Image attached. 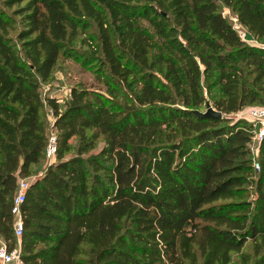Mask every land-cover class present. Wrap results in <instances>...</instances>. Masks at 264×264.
Wrapping results in <instances>:
<instances>
[{"label":"trees","instance_id":"1","mask_svg":"<svg viewBox=\"0 0 264 264\" xmlns=\"http://www.w3.org/2000/svg\"><path fill=\"white\" fill-rule=\"evenodd\" d=\"M5 4L20 19L15 31L0 13V238L10 247L11 200L45 160L48 113L56 140L22 204L24 264H232L233 253L264 264V136L257 172L254 125L229 117L264 107V0ZM86 20L121 103L94 90L72 88L63 105L39 93ZM206 103L222 119L193 113Z\"/></svg>","mask_w":264,"mask_h":264},{"label":"rangeland","instance_id":"2","mask_svg":"<svg viewBox=\"0 0 264 264\" xmlns=\"http://www.w3.org/2000/svg\"><path fill=\"white\" fill-rule=\"evenodd\" d=\"M6 0H0V13L5 17L7 16L11 22V26L15 31L20 28L19 17L14 14L17 5L8 7L5 4ZM23 5L20 4L19 7ZM222 15L228 19L229 13L227 10L222 9ZM230 21V20H229ZM87 27L79 29L74 36L69 39L66 47L61 52L56 66L52 72L51 78L40 85L39 93L41 97H53L56 99L59 105H63L68 101L70 91L72 88L82 90H94L98 91L105 96H110L117 103H121L127 93L115 80L110 78L107 69L97 60L92 46L97 44V30L95 25L87 21ZM14 37V33L11 34ZM203 83V82H202ZM204 85V84H203ZM205 86V85H204ZM217 90V89H214ZM212 90L211 94L214 92ZM200 112H204V108L199 109ZM236 114L229 117L235 118ZM54 118L48 113L45 115V124L48 134H54L52 129ZM101 138L97 141L95 150L97 152L102 147ZM71 151L64 155V158L71 157L74 154L76 142L70 141ZM255 144H252V148H255ZM253 158L256 161V154H253ZM48 166V163L43 160L40 164L30 169V179L37 178L43 174L44 170ZM29 179V180H30ZM242 253L248 255L249 262H253L252 257V243L247 241L242 249ZM232 264H243L238 254H231Z\"/></svg>","mask_w":264,"mask_h":264},{"label":"built area","instance_id":"3","mask_svg":"<svg viewBox=\"0 0 264 264\" xmlns=\"http://www.w3.org/2000/svg\"><path fill=\"white\" fill-rule=\"evenodd\" d=\"M233 27L237 30L239 38L248 43L255 44L254 39L249 37L244 31H241L236 26L235 18L229 17ZM264 49V46H260ZM236 119H246L254 125L255 131L253 134L252 142L256 145L255 148L251 146L252 155L255 153L257 156L258 145L264 136V107L247 108L244 111L236 114ZM56 158V140L55 135L50 134L45 149V161L53 164ZM253 167L255 171H259V165L254 160ZM32 179H18L16 190L11 200L10 214L12 216V231L15 244L10 247L8 242L0 238V264H24L21 259V237L23 234L22 222V204L25 200V193L28 188L29 182Z\"/></svg>","mask_w":264,"mask_h":264},{"label":"water","instance_id":"4","mask_svg":"<svg viewBox=\"0 0 264 264\" xmlns=\"http://www.w3.org/2000/svg\"><path fill=\"white\" fill-rule=\"evenodd\" d=\"M193 113L199 117L222 119V114L220 112L215 111L209 103L205 104V111L203 113L199 111H194Z\"/></svg>","mask_w":264,"mask_h":264}]
</instances>
